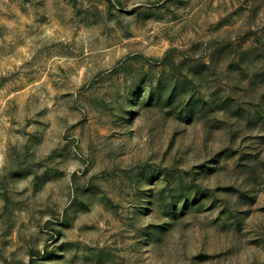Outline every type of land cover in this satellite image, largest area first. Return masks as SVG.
Returning <instances> with one entry per match:
<instances>
[{"label": "rangeland", "instance_id": "rangeland-1", "mask_svg": "<svg viewBox=\"0 0 264 264\" xmlns=\"http://www.w3.org/2000/svg\"><path fill=\"white\" fill-rule=\"evenodd\" d=\"M0 264H264V0H0Z\"/></svg>", "mask_w": 264, "mask_h": 264}]
</instances>
